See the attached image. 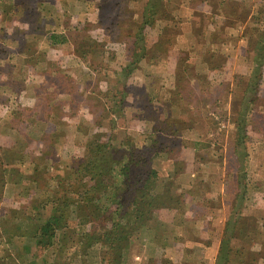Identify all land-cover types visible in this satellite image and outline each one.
I'll use <instances>...</instances> for the list:
<instances>
[{
  "label": "rangeland",
  "instance_id": "obj_1",
  "mask_svg": "<svg viewBox=\"0 0 264 264\" xmlns=\"http://www.w3.org/2000/svg\"><path fill=\"white\" fill-rule=\"evenodd\" d=\"M129 144L157 204L119 264H264V0H0V264H118L31 234Z\"/></svg>",
  "mask_w": 264,
  "mask_h": 264
},
{
  "label": "trees",
  "instance_id": "obj_2",
  "mask_svg": "<svg viewBox=\"0 0 264 264\" xmlns=\"http://www.w3.org/2000/svg\"><path fill=\"white\" fill-rule=\"evenodd\" d=\"M147 166V160L132 144L101 150L98 157H87L76 170L82 180L86 177L92 184L81 200L75 202L64 195L60 206H51V213L39 220L31 234L37 249L59 245V251H62L71 235L80 236L81 243L85 241L83 236H90L89 246L101 242L108 249L103 258L109 260L112 257L111 261L119 264L133 230L129 222L132 220L139 228L157 204V197L148 195L149 180L156 173ZM86 222L89 223L86 229L89 232L83 231L84 227L75 233V229L85 226ZM71 242L73 244L74 240Z\"/></svg>",
  "mask_w": 264,
  "mask_h": 264
}]
</instances>
